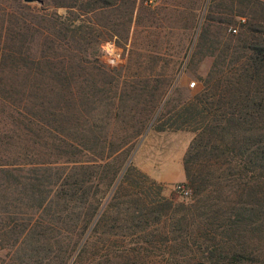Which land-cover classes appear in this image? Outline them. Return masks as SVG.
<instances>
[{
    "label": "trees",
    "instance_id": "trees-1",
    "mask_svg": "<svg viewBox=\"0 0 264 264\" xmlns=\"http://www.w3.org/2000/svg\"><path fill=\"white\" fill-rule=\"evenodd\" d=\"M44 1L68 15L0 0V264H137L138 249L169 260V247L192 243L195 264H264V0H220L225 10L207 12L185 64L195 93H168L180 61L162 55L132 50L118 74L93 65L92 32L127 40L143 1ZM150 122L193 133L182 159L188 201L165 198L127 163ZM111 217L139 235L157 231L162 248L152 233L136 252H116Z\"/></svg>",
    "mask_w": 264,
    "mask_h": 264
},
{
    "label": "rangeland",
    "instance_id": "rangeland-1",
    "mask_svg": "<svg viewBox=\"0 0 264 264\" xmlns=\"http://www.w3.org/2000/svg\"><path fill=\"white\" fill-rule=\"evenodd\" d=\"M140 1H143L144 9L139 15V23L133 22L131 24L127 40L121 37L120 34L123 35V32L117 33L119 35H114L115 37L111 36L104 28H97L92 32L94 36L91 57L93 65L103 64L106 70L118 74L123 72V67L128 63L132 50H136L137 54L149 52L153 55H162L170 63L174 60L180 61V68L176 72L173 82H171L168 93L177 86L179 88L187 87L195 93L200 88L195 78L196 74L187 71L185 64L191 55L198 34L201 32L202 27L206 26V18L204 17H206L207 12H212L215 15L218 14L220 9L221 11L225 10L226 6L220 4V0H137V4ZM22 2L27 4L26 6L35 13L46 14L56 11L62 18L68 15V10L65 7H53L44 0L33 2L22 0ZM57 10L62 11L58 12ZM22 11L25 12L27 9L23 8ZM241 19L244 21V18ZM207 22L212 25L209 30L214 32L215 21L212 19ZM76 23H79L78 20ZM114 40L123 51V60L112 67L104 62L101 46L106 41ZM211 62L210 57L203 58L198 64V74H204L210 67ZM191 82H195L193 87L189 86ZM119 126L120 124L111 125L112 128ZM192 137L193 133L187 130L166 129L158 131L156 126L150 122L146 131L136 141L127 163L154 180L160 186L161 195L165 198L171 199L175 203L188 201L192 191L186 183L182 159ZM133 184L144 187L146 190L149 189L147 188L148 184L138 177L134 178ZM178 184L183 185L189 191L187 197L180 195L176 188ZM128 190L131 191V188ZM156 190V187H151L148 193L154 195ZM127 198L125 197L122 201H126ZM165 221L166 224H171V220L167 221L165 219ZM113 222L114 220L111 217L107 224L108 226L116 225L114 232L117 235L110 237L114 241L112 248L116 252L125 254L124 252L127 249L131 252L132 248L135 249L132 252H136V249L142 247V243L144 244L146 238L151 236L152 233L155 235L154 242L156 246L162 248L161 236L157 231H153L147 236L146 232L143 233L144 235H139L137 234L138 231L135 232V230H138L135 228L138 227L131 224V222L125 223L128 224L127 226H122L119 223L113 224ZM97 240L100 243L103 239L99 236ZM199 242L201 243V241ZM179 243L181 242H176L175 245ZM197 244L193 245L192 243L189 246L190 249L169 247L172 255L169 260L166 255H162L161 249L158 255L155 256L147 254L143 248L138 249L139 252L135 254L136 256L134 255L135 257L133 256V259L137 264H195L199 258ZM178 247H181V244ZM129 252L126 254H129ZM118 259H114L113 264H119Z\"/></svg>",
    "mask_w": 264,
    "mask_h": 264
},
{
    "label": "built area",
    "instance_id": "built-area-1",
    "mask_svg": "<svg viewBox=\"0 0 264 264\" xmlns=\"http://www.w3.org/2000/svg\"><path fill=\"white\" fill-rule=\"evenodd\" d=\"M231 31L233 33H235L237 31V29L236 28H232ZM113 42L115 43V41H113ZM104 44H105V42L101 46V52H102V57H103L104 62L108 66H112V67H113V65L116 66L119 63H121V61L123 60V51H122V49L119 46H117V44L115 43L116 44V51H115V53L110 55L108 52L103 50V45ZM194 85H195V82H191L189 84L190 87H193ZM176 188H177V190H178V192L180 193L181 196L187 197L189 195V191L183 185L178 184L176 186Z\"/></svg>",
    "mask_w": 264,
    "mask_h": 264
},
{
    "label": "clouds",
    "instance_id": "clouds-1",
    "mask_svg": "<svg viewBox=\"0 0 264 264\" xmlns=\"http://www.w3.org/2000/svg\"><path fill=\"white\" fill-rule=\"evenodd\" d=\"M57 11L60 12L62 10H57ZM103 50L108 52L111 55V54L115 53V51H116V44L113 41H107L103 45Z\"/></svg>",
    "mask_w": 264,
    "mask_h": 264
},
{
    "label": "water",
    "instance_id": "water-1",
    "mask_svg": "<svg viewBox=\"0 0 264 264\" xmlns=\"http://www.w3.org/2000/svg\"><path fill=\"white\" fill-rule=\"evenodd\" d=\"M25 2H33V1H35V0H24Z\"/></svg>",
    "mask_w": 264,
    "mask_h": 264
}]
</instances>
